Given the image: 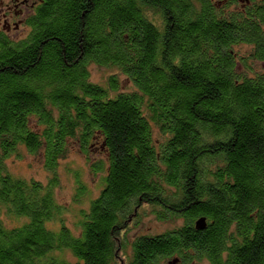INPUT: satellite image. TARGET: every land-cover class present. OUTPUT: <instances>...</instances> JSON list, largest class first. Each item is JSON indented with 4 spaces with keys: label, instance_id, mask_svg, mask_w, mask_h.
I'll return each mask as SVG.
<instances>
[{
    "label": "trees",
    "instance_id": "1",
    "mask_svg": "<svg viewBox=\"0 0 264 264\" xmlns=\"http://www.w3.org/2000/svg\"><path fill=\"white\" fill-rule=\"evenodd\" d=\"M236 1L41 0L0 40V264H117L126 245L127 264H264V0ZM70 149L102 185L77 236L54 197ZM20 151L47 184L9 171ZM146 207L182 224L137 232Z\"/></svg>",
    "mask_w": 264,
    "mask_h": 264
},
{
    "label": "rangeland",
    "instance_id": "2",
    "mask_svg": "<svg viewBox=\"0 0 264 264\" xmlns=\"http://www.w3.org/2000/svg\"><path fill=\"white\" fill-rule=\"evenodd\" d=\"M29 30L26 27H19L18 30H12L7 33L6 39L18 42L27 37ZM248 46H237L234 47L236 54H241L246 51ZM257 67L259 66L256 63ZM88 72L92 83L102 84L106 77L111 74V71L99 69L94 64L88 65ZM120 77V76H118ZM122 79V89L128 87V83ZM119 81H121L119 79ZM155 137H158V133L155 132ZM70 152L65 156L64 159L58 161L56 168V174L59 178V186L54 190V197L57 203L65 209V213H62L61 217L66 227L71 230L73 235H78L79 229L77 228L78 223L81 220L79 216L82 210L87 211L89 202L94 200L101 192L102 185L100 183V176L94 175L91 171L89 161L76 149H70ZM21 152V151H20ZM22 158L16 159L11 157L5 161V164L9 171L16 177L25 179H34L39 181L41 184H47L49 181L50 174L44 169L41 158H31L27 156L25 152H21ZM91 159V158H90ZM75 174L79 175V178L75 177ZM77 180L85 184L87 189V197L83 198L81 202L77 203ZM99 184V185H98ZM76 195V196H75ZM91 200V201H90ZM143 211L139 212L141 216L140 226L136 229L140 233H148L149 235L159 234L167 230L177 228L182 224V220L176 219L174 221H157L153 215V210L146 207ZM21 221L16 222L14 219H5L7 227L18 226ZM51 230L54 232L58 230L56 224H48ZM133 230V229H132ZM132 234V233H131ZM130 234V235H131ZM67 257V259H66ZM63 260H66L67 264H76V261L69 253L61 255ZM61 261V260H60ZM81 264V263H80ZM200 264H205L202 262Z\"/></svg>",
    "mask_w": 264,
    "mask_h": 264
},
{
    "label": "flooded vegetation",
    "instance_id": "3",
    "mask_svg": "<svg viewBox=\"0 0 264 264\" xmlns=\"http://www.w3.org/2000/svg\"><path fill=\"white\" fill-rule=\"evenodd\" d=\"M40 1L41 0H0V40L6 39L5 35L7 33H10L12 30H18L19 27H26L29 30L28 22ZM233 4V8L239 14L247 11L250 7L249 2L244 5L245 3H240L238 0L230 4V6ZM223 5H225V3ZM233 57L234 62L238 63L235 54H233ZM131 251L130 245H126L124 250L118 251L116 258L117 264H127L126 262L132 258Z\"/></svg>",
    "mask_w": 264,
    "mask_h": 264
},
{
    "label": "water",
    "instance_id": "4",
    "mask_svg": "<svg viewBox=\"0 0 264 264\" xmlns=\"http://www.w3.org/2000/svg\"><path fill=\"white\" fill-rule=\"evenodd\" d=\"M195 227L197 229H204L205 228V220L204 219H199L195 222ZM167 264H178V259H172L167 262Z\"/></svg>",
    "mask_w": 264,
    "mask_h": 264
}]
</instances>
